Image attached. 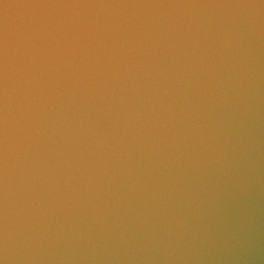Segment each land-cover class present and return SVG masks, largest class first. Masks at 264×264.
<instances>
[{
	"label": "clouds",
	"instance_id": "obj_1",
	"mask_svg": "<svg viewBox=\"0 0 264 264\" xmlns=\"http://www.w3.org/2000/svg\"><path fill=\"white\" fill-rule=\"evenodd\" d=\"M253 7H258L261 10H264V0H256L255 3L251 4ZM22 25V41L24 45H27L32 42L34 38H38L44 32H50L53 30H60L64 31L65 28H71L72 22L71 21H59L55 25L52 24L51 21H33L30 18L26 19L21 22ZM79 32L73 35V39L76 42H79L80 34L87 33L92 38H98L97 36V29L95 25L88 26L86 23H81L79 26ZM65 37L69 35L68 32H64ZM83 72L82 78L87 76V72L85 69H80ZM90 78V77H89ZM6 96V91L3 88H0V99ZM3 110L0 109V112ZM3 121H0L2 123ZM0 136H6V128H0Z\"/></svg>",
	"mask_w": 264,
	"mask_h": 264
}]
</instances>
